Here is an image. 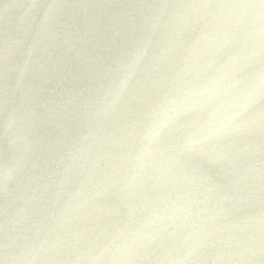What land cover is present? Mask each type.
Instances as JSON below:
<instances>
[{
  "label": "water",
  "instance_id": "95a60500",
  "mask_svg": "<svg viewBox=\"0 0 264 264\" xmlns=\"http://www.w3.org/2000/svg\"><path fill=\"white\" fill-rule=\"evenodd\" d=\"M0 264H264V0H0Z\"/></svg>",
  "mask_w": 264,
  "mask_h": 264
}]
</instances>
